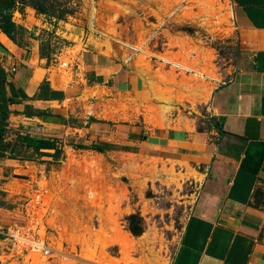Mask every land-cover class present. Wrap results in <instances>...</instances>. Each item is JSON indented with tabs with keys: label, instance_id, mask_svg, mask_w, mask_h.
Here are the masks:
<instances>
[{
	"label": "crops",
	"instance_id": "crops-1",
	"mask_svg": "<svg viewBox=\"0 0 264 264\" xmlns=\"http://www.w3.org/2000/svg\"><path fill=\"white\" fill-rule=\"evenodd\" d=\"M230 3L244 65L213 89L204 118L177 114L178 124L166 127L124 118L126 97L147 89V75L158 76L150 66L125 62L94 35L77 56L81 77L64 85L66 76L55 70L59 52L43 55L42 42L49 33L68 42L82 36L17 4L16 39L0 27V64L14 100L4 137L12 149L0 151V228L21 221L14 193L43 166L55 176L68 163L69 148L154 157L187 162L203 176L169 264H264V0ZM86 89L101 93L90 116L88 103L74 100Z\"/></svg>",
	"mask_w": 264,
	"mask_h": 264
},
{
	"label": "rangeland",
	"instance_id": "rangeland-1",
	"mask_svg": "<svg viewBox=\"0 0 264 264\" xmlns=\"http://www.w3.org/2000/svg\"><path fill=\"white\" fill-rule=\"evenodd\" d=\"M44 5L48 12L43 14L52 23L66 24L89 42L94 35L100 36L96 30L126 40L137 37V28H148L147 20L156 21L155 16L158 22L166 21L170 40L166 54L174 55L172 47L178 43L185 58L190 57L188 65L193 71L177 74L160 68L158 76L147 75V89L126 97V122L166 127L178 124L174 119L177 114L179 118H204L213 89L245 63L234 32L230 0H44ZM108 40L105 45L111 48ZM83 49L79 37L68 42L52 33L41 45V53L49 58L59 52L61 60L72 62ZM145 57L140 54L138 66L144 65ZM55 70L59 71L58 67ZM63 74L66 85L71 80L70 70ZM204 82L210 88L208 96L201 93L206 88ZM100 94L86 89L78 102L89 103ZM85 108L89 111L90 105ZM67 154L68 166L76 161L79 168L66 166L61 180L74 182L75 176L92 175L101 203L97 210L82 205L84 213L72 205L74 216L85 219H70L76 223L71 230L53 225L59 235L51 233L54 229L47 233L55 250L52 260L43 258L38 264H169L201 187L203 176L198 169L187 162L154 157L86 155L77 148H69ZM58 192L70 199L78 196L76 185H66ZM132 216L138 234L130 229ZM0 254V264H15L6 256L3 243Z\"/></svg>",
	"mask_w": 264,
	"mask_h": 264
},
{
	"label": "built area",
	"instance_id": "built-area-1",
	"mask_svg": "<svg viewBox=\"0 0 264 264\" xmlns=\"http://www.w3.org/2000/svg\"><path fill=\"white\" fill-rule=\"evenodd\" d=\"M155 18L156 21L147 20L148 28H137L138 35L133 39L124 40L114 37L112 34L109 36L103 31L96 30V32L100 36L109 39L112 49L113 47L117 49L118 54L125 62H136L140 54H145L144 64L150 66L155 72L157 70L160 72V68H164V71L173 69L177 74L181 71L192 72L193 68L188 65L190 57L185 58L181 45L177 43L172 47L174 55L166 54V50L170 49V40L165 27L166 21L158 22L159 19L156 16ZM84 41L85 39H82L85 49ZM54 62L57 64L59 71L70 70L72 73L71 79L74 76L77 78L81 77L82 73H79L80 68L77 57L72 62L70 60H61V57L57 55ZM74 100H78V98L76 97ZM69 101H66V103L68 104ZM66 103L65 105H67ZM88 105H90V110L86 112L90 116L94 109L91 101ZM74 158L76 159L77 156ZM68 163L65 165L63 162V169L55 172L57 175H53L52 178V171L43 166L41 171L27 181V186L24 190L14 193L16 197L14 201L17 208H19L21 221L15 222L7 228H0V237H3V240L0 239V244H4L6 256H9L15 264H38L43 258L49 260L55 250L51 246L50 238L47 234L48 230L54 229L51 233L58 236L59 231L54 226L64 228L67 226L70 230L72 226L76 228L75 221L70 219H85L82 216L79 218L74 216L76 215L74 212L75 208L84 213L82 205L94 206L91 208L94 210L98 209L96 205L101 202H99L96 191L98 192L99 186L92 175L89 177L88 174L84 173L82 176H75L73 177L74 182L66 183L64 179L61 180L64 168L71 166L79 168L75 164L76 161L72 162V165L69 164V166ZM66 185H76L78 196L70 199V197L66 198L61 192H58V189L61 187L65 188ZM85 192L87 193L86 195ZM72 205H75V208ZM95 216L97 215L95 214ZM52 219L54 220L51 224L50 221Z\"/></svg>",
	"mask_w": 264,
	"mask_h": 264
},
{
	"label": "trees",
	"instance_id": "trees-1",
	"mask_svg": "<svg viewBox=\"0 0 264 264\" xmlns=\"http://www.w3.org/2000/svg\"><path fill=\"white\" fill-rule=\"evenodd\" d=\"M0 0V27L4 33H6L11 39L15 40V32L21 28L20 25L16 24L13 20V11L16 9L17 4L19 5H30L34 7L40 13H47L48 10L44 5V0ZM43 54V53H42ZM44 55V54H43ZM7 76L6 72L0 64V151L11 150L12 142L4 140L6 134V128L8 126V118L10 116L9 103L13 102L10 97L7 96ZM40 147L41 144H37ZM132 224L130 229L134 234H138L139 230L136 229L133 223L134 217H131Z\"/></svg>",
	"mask_w": 264,
	"mask_h": 264
},
{
	"label": "bare ground",
	"instance_id": "bare-ground-1",
	"mask_svg": "<svg viewBox=\"0 0 264 264\" xmlns=\"http://www.w3.org/2000/svg\"><path fill=\"white\" fill-rule=\"evenodd\" d=\"M203 86L206 87V88H204V90H203L204 95H205V96H208V94H209V92H210V88H207V84H206L205 82L203 83ZM204 95H203V96H204ZM115 223H116V222H115ZM105 244H106V243H105Z\"/></svg>",
	"mask_w": 264,
	"mask_h": 264
}]
</instances>
